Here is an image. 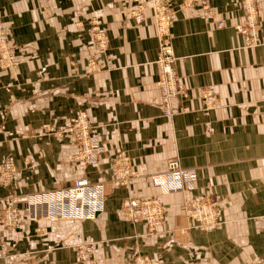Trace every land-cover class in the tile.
Masks as SVG:
<instances>
[{
  "label": "crops",
  "instance_id": "0c3cea01",
  "mask_svg": "<svg viewBox=\"0 0 264 264\" xmlns=\"http://www.w3.org/2000/svg\"><path fill=\"white\" fill-rule=\"evenodd\" d=\"M239 0H208L212 18L196 5L171 0L174 67L189 92L188 113L164 117L156 84L159 44L149 10L136 22L135 0H0L14 47L12 70L0 68V163L15 166L0 182V214L10 193L27 195L87 177L103 185V211L93 219H20L0 230V264H91L76 245L94 242L95 264H132L136 253L160 264H264V0H255L259 44L246 47L234 26L244 22ZM101 22L108 45L93 42ZM223 22L218 28L216 23ZM103 67L88 71V62ZM212 88L218 107L204 114L200 97ZM84 110L105 146L93 165L74 160L73 136L43 134ZM118 150L137 176L113 178ZM178 157L196 168L193 190L161 194L150 175ZM158 198L165 219L155 231L128 221L124 198ZM209 198L223 220L215 230L188 227L183 202Z\"/></svg>",
  "mask_w": 264,
  "mask_h": 264
},
{
  "label": "built area",
  "instance_id": "2783aa9c",
  "mask_svg": "<svg viewBox=\"0 0 264 264\" xmlns=\"http://www.w3.org/2000/svg\"><path fill=\"white\" fill-rule=\"evenodd\" d=\"M136 6L130 12L136 22L144 19V11L149 10L153 20L155 36L158 39V55L155 60L159 89L160 107L164 117L171 118L176 112L188 113L192 108L187 103L189 92L174 67L175 56L171 46L170 27L174 19L171 0H135ZM196 4L205 18H212L208 0H181V8ZM240 10L244 13V22L234 26L235 30L244 38L246 47L259 44L257 38L258 20L255 0H239ZM218 28L224 27L223 22L216 23ZM90 31L93 42L101 51H105L108 39L101 22L97 18L91 24ZM14 47L10 42L4 22L0 16V68L12 70ZM103 66L94 61L88 62V71L100 70ZM202 107L198 110L208 114L218 107V98L212 88H205L200 94ZM43 134H57L73 136L76 144L74 160L86 165L96 164L105 151L96 126L89 121L84 110L78 111L70 118L67 125L54 129L48 124L42 125ZM113 178L116 182L129 186L137 176L131 159L118 150L112 161ZM15 166L13 162L5 160L0 163V182L3 186L13 183ZM152 184L161 194H185L193 190L196 181V168L183 167L178 157L167 162L166 169L150 175ZM4 207L0 214V230L14 231L20 219L24 216L30 220L48 219H93L103 211L104 192L100 182H91L87 177L74 180L70 186L55 190L35 192L27 195L8 193L3 199ZM166 207L158 198L135 199L127 196L123 199L120 211L131 222L143 221L150 231L157 230L165 219ZM184 214L189 228H196L204 232L215 230L223 220L219 216L217 206L209 198H189L183 202ZM94 242H83L76 245L77 257L81 262L95 264L93 253ZM10 264H19L14 260ZM132 264H160L159 258L136 253L132 257Z\"/></svg>",
  "mask_w": 264,
  "mask_h": 264
}]
</instances>
